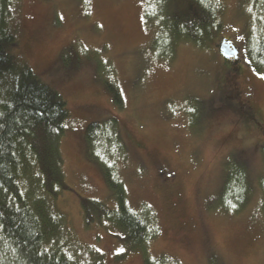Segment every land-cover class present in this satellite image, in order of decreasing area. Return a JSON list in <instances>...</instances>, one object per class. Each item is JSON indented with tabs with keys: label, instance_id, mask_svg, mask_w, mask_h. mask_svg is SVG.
Segmentation results:
<instances>
[{
	"label": "rangeland",
	"instance_id": "rangeland-1",
	"mask_svg": "<svg viewBox=\"0 0 264 264\" xmlns=\"http://www.w3.org/2000/svg\"><path fill=\"white\" fill-rule=\"evenodd\" d=\"M262 1L223 0V30L205 49L180 45L169 60H160L153 42L169 21L157 0H21L11 25L17 33L12 54L60 94L69 113L59 144L67 190L56 208L103 264H144L140 250L127 251L96 220L88 228L83 221L87 200L113 207L102 167L89 159L85 139L90 124L111 119L123 153L110 164L128 204L138 212L149 207L156 216L152 259L264 264L257 187L264 174V73L253 70L246 55L250 23L257 20L254 7ZM172 2L174 20L191 12L188 0ZM223 40L238 51L234 64L219 56ZM226 67L243 72L249 103L239 118L223 107L217 92ZM108 80L120 90L121 109L105 86ZM243 164L251 200L234 213L222 191ZM90 215L95 218L91 210Z\"/></svg>",
	"mask_w": 264,
	"mask_h": 264
},
{
	"label": "trees",
	"instance_id": "trees-1",
	"mask_svg": "<svg viewBox=\"0 0 264 264\" xmlns=\"http://www.w3.org/2000/svg\"><path fill=\"white\" fill-rule=\"evenodd\" d=\"M188 2L191 12L174 20L172 0H157L164 21H169L153 42L154 50L162 54L160 60H169L180 45L203 50L223 30V0ZM20 5L21 0H0V264H103L102 255L75 238L66 215L56 208L60 193L67 190L59 144L69 113L60 94L12 54L17 33L15 23L14 29L11 25ZM254 10L257 20L250 23L246 55L249 66L264 73V0ZM104 83L121 109L118 86L110 80ZM221 101L228 110V97ZM85 139L88 157L101 165L113 202L111 207L87 200L84 205L88 206H83L86 228L96 220L126 244L127 251L140 250L144 264H179L168 256L152 259L148 254L159 227L152 209L142 207L138 212L129 206L124 184L110 164L113 156L123 153L117 122L90 124ZM261 156L264 163V147ZM240 166L236 176H228L222 191L234 213L243 211L252 194L247 165ZM257 187L264 221V174Z\"/></svg>",
	"mask_w": 264,
	"mask_h": 264
},
{
	"label": "flooded vegetation",
	"instance_id": "flooded-vegetation-1",
	"mask_svg": "<svg viewBox=\"0 0 264 264\" xmlns=\"http://www.w3.org/2000/svg\"><path fill=\"white\" fill-rule=\"evenodd\" d=\"M234 64L236 60L230 59L227 63ZM228 83V84H227ZM244 84L243 72L236 71L235 69L230 68L223 70L221 81L217 87V91L221 95V98L224 99L228 97L229 106L228 111H230L236 117L239 116L240 112L246 110L249 103V98H245V93L242 89ZM245 96V97H244ZM231 100V101H230ZM253 117L252 115L248 116V120Z\"/></svg>",
	"mask_w": 264,
	"mask_h": 264
},
{
	"label": "water",
	"instance_id": "water-1",
	"mask_svg": "<svg viewBox=\"0 0 264 264\" xmlns=\"http://www.w3.org/2000/svg\"><path fill=\"white\" fill-rule=\"evenodd\" d=\"M219 54L225 61H229L230 59L237 60L238 58L237 49L230 42L224 40L220 43Z\"/></svg>",
	"mask_w": 264,
	"mask_h": 264
}]
</instances>
